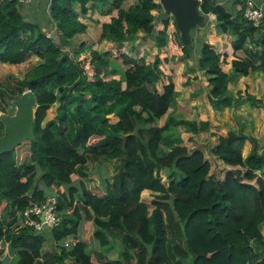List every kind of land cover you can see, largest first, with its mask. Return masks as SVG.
Segmentation results:
<instances>
[{
    "label": "trees",
    "instance_id": "1",
    "mask_svg": "<svg viewBox=\"0 0 264 264\" xmlns=\"http://www.w3.org/2000/svg\"><path fill=\"white\" fill-rule=\"evenodd\" d=\"M122 1L49 0L44 27L36 11L24 9L31 0H0V65L40 59L16 88L2 91L3 100H16L28 89L35 95L37 142L27 140L16 146V153L0 154V264H264V149L258 150L257 139L244 132V125L228 130L210 148L223 167L218 176L210 172L204 152L188 148L174 130L216 136L209 121L168 112L178 90L166 75V64L193 57V31L186 44L159 1L135 0L126 9L120 7ZM91 5L107 6L101 12L110 15L99 41L120 51L125 42L149 39L158 51L171 50L170 57L155 54L149 60L147 54L123 48L116 59L110 50L75 47L74 36L88 32L79 16ZM199 8L213 16L219 33L231 37L233 54L228 63L207 30L199 32L195 67L206 77L209 104L221 111L244 99L262 107L263 101L248 92L236 91L235 96L229 83L264 72L263 19L254 26L243 16V7L233 15L215 0H200ZM50 27L57 39L48 35ZM68 47L71 52L64 51ZM117 61L121 79L114 78ZM189 83L187 79L185 85ZM55 104L54 117L43 124ZM11 111L0 106L2 114ZM0 127L1 137V119ZM246 141L251 150L243 155ZM90 160L116 164L112 179H103V189L86 181ZM143 191L153 194L150 202L142 199ZM49 196L57 201V223L41 230L25 225L23 211ZM68 237L75 240L69 246ZM91 240L98 249H89ZM117 240L123 250L110 259L102 250ZM6 243L9 261L2 256Z\"/></svg>",
    "mask_w": 264,
    "mask_h": 264
},
{
    "label": "rangeland",
    "instance_id": "2",
    "mask_svg": "<svg viewBox=\"0 0 264 264\" xmlns=\"http://www.w3.org/2000/svg\"><path fill=\"white\" fill-rule=\"evenodd\" d=\"M135 0H123L120 3V7H122L123 9H126L129 5H131L132 3H134ZM158 1V0H156ZM26 2H28V0H26ZM44 6L40 5L41 9H35L36 11V15H37V19L38 21H41L40 23L45 27V23L43 22L42 17L45 18V15L47 13V9H48V5H49V0H44ZM31 12V10H30ZM114 15H116V11L113 12ZM97 16V15H95ZM205 25L203 27H198L196 29L193 30L194 33V42H193V47L194 49L198 50L199 49V41L196 39L199 35L204 33L205 30H207V28L210 25L214 26V20H212L210 18L209 15H205ZM82 16H79V19ZM86 18L85 16L82 17V19ZM87 23H93V18L92 16H87ZM110 19V18H109ZM81 21V20H80ZM106 23V22H94V24L90 25V28H88V32L86 33H82V34H78L76 36H74V40L76 46L75 47H79L80 45L83 46H91L94 49H96L98 52L101 51H105V50H110L113 56H117L116 59H118V55L121 52V48L120 51H118L116 49V45L112 44L111 42H107L105 40H101L99 41L98 37L101 33L102 30V24ZM263 23H264V19H263ZM86 25V24H85ZM156 26H158L156 24ZM199 31V32H198ZM48 35L54 37L55 39H57V36L55 35L56 32L54 31L53 27H50L49 30H47ZM74 47V46H72ZM151 49V47H150ZM64 51H68L71 52V47L68 48H64ZM128 51V49H127ZM126 51V52H127ZM88 53L83 54L82 56H88ZM227 55V54H226ZM228 56V55H227ZM40 62V59L36 56H31L28 60V62L26 63H22L20 65H8V64H2L0 65V106L1 107H5L6 109H10L13 108V111H11L9 114H13L15 111V106H14V98H7L5 97L3 100L2 99V91H6L7 89H14L17 87V80H21L24 78L25 73L32 68L34 65L38 64ZM178 64V62L176 63V65ZM114 67H118L117 68V74L114 76V78L116 79H121V62L117 61L116 65L114 63L113 65ZM173 64L171 63L170 65L166 64V75L167 76H171L174 80L176 89L178 90V99L177 102L175 103L174 107L169 110L170 114H176L179 116H185L188 119L189 118H196V120H198V115H206L207 118L210 121H213V118L219 116L221 118V120L216 119L218 122H216V125H213V123L210 124V132L214 131L216 133V135H218L219 131H221L222 129L225 130H239V127L244 125V132L248 133L249 135L255 137L257 139V145L259 148V151L264 149V105L262 107H259V110H255V108L253 106H251L250 104L244 103V107L241 108H237L232 110H228V112L224 111V114H218L217 111L214 110V115L212 116L211 112L209 111V106L206 109V112L203 108L201 107H196L191 109H188L189 107L188 102L185 104V102L181 99L185 94H189L191 95V92L197 89L198 85L204 86L206 84V78H200L197 82V80L195 81V78L192 79L191 84L188 85L185 89V91H183V87L184 85H181V80H182V73H178L177 70L173 69ZM264 75V72L261 73ZM199 75V74H198ZM181 76V79H178L177 77ZM197 77V76H195ZM162 81V80H161ZM162 82H166V78H164V80ZM161 84H158V89L161 90ZM234 92H236L238 89V91H244L243 88H238L237 86L233 88ZM247 90V89H246ZM8 91V90H7ZM202 92V90L200 89L198 91V93ZM257 92V91H256ZM235 96L236 94L233 93ZM191 97V96H189ZM188 97V98H189ZM207 99V97H206ZM263 99V103H264V96H262ZM261 99V100H262ZM180 100V102H178ZM208 101V99H207ZM239 105V104H238ZM237 105V106H238ZM57 104L53 105L46 114V117L43 121V124H45V122H47L48 120L52 119L55 115V109H56ZM196 110H200V112H198L197 114L195 113ZM204 111V112H203ZM219 111V112H221ZM191 114V115H190ZM169 115V114H168ZM165 117V116H164ZM113 118V117H111ZM110 120H115V118L110 119ZM165 120V119H163ZM1 128V127H0ZM176 132H179L181 134V136L183 137L184 140V144L187 145L190 149H195L196 147L200 148L204 154L205 157L207 159H209V161L211 162V170L210 172L216 176L219 175V171L220 169L223 167V164H218V162L216 161V158H214L211 154H210V147L211 145V137L210 135H207L206 137L203 136H199L198 135L195 136V140H193V142H190L187 138V135L184 131L183 127H176V129H174ZM224 130V131H225ZM2 131H5V126L4 129L2 128ZM204 135L207 133V131L203 130L201 131ZM225 133H223L224 135ZM211 145V146H210ZM24 150H28V145L23 146ZM251 150V144L249 141H246L244 146H243V155L246 154V152L248 153V151ZM14 152H17V149L14 150ZM23 151H21L20 149L18 150V154L22 153ZM247 155V154H246ZM87 171H88V175L89 178L86 179V181L88 182V184L92 187H97L100 189L104 188V184H103V179H108L111 180L112 176L114 175L115 171H116V164L114 161H109V160H103L101 163H99L98 161H93L90 160L88 162L87 165ZM72 179L76 182L77 176L73 175ZM152 195L149 191H143L142 193V199L150 202V200L152 199ZM0 211H1V207H0ZM261 232L262 235L264 236V223L261 226ZM123 243L120 242L119 240L114 241V243H111L110 246H106V248H104L102 251L105 252L107 254V256L109 257H114L116 256V254H119L121 252V250H123ZM116 248V249H115ZM118 251V253H117ZM8 252V248L7 245H4L3 247V253L2 256L4 257V255H6ZM132 252L134 253V251L132 250ZM131 263H134V260H131Z\"/></svg>",
    "mask_w": 264,
    "mask_h": 264
},
{
    "label": "crops",
    "instance_id": "3",
    "mask_svg": "<svg viewBox=\"0 0 264 264\" xmlns=\"http://www.w3.org/2000/svg\"><path fill=\"white\" fill-rule=\"evenodd\" d=\"M43 1L44 0H31V2L29 4L24 5V9H27V12H28V10H31V12H33V11H35V9H41L40 5L44 6V2ZM253 1L261 8V10L263 12V19H264V0H253ZM215 2L220 4V5H222L226 10L231 12L233 15H236V12L239 11L241 9V7L244 6L245 0H215ZM105 7H107V6L103 5L101 7V9L104 10ZM101 9H100V6H98L96 8H93L92 5H91L89 11L85 15L86 18H84V19H82V17L80 18L81 22L86 24L87 28H90V25L94 24V22H109L110 21V19H109L110 15L101 12ZM95 15H97V16H95ZM87 16H92L93 23H90V24L87 23V21H88ZM209 16L213 20V16L211 14ZM206 32H208L209 40L215 46L216 50L219 51V52L226 53L228 55V56L226 55V61L229 63L230 60L233 58L232 49H231V45H230V42H229L231 37L229 35L227 36V35H225L223 33H219L217 31V29L215 28V26H213V25H210L207 28ZM197 36H198V34H197ZM132 45H134V48L136 50H134V51L131 50ZM150 47H151V49H150ZM123 48H124L125 51H127V49H128L129 54H139V55L147 54L149 60H152L153 56L155 54H160V55H163L164 57H167V58H169L170 55H171V50H167L166 52L158 51V49L155 46H153V43L149 39L146 40L144 44H139L138 40L134 41L133 43L125 42V45L121 46V49H123ZM193 50H194L193 51V57H191L190 59L179 60V61H171V60L167 61L168 65H170L171 63L173 64V66H174L173 69L177 70L178 73H181V72L184 71L182 73V75H181L183 77L182 80H181V85H184V87L182 89L183 91H185L186 87L191 84V81H192L193 78H195V81L197 80V82H199L198 80L200 78H202V77L206 78L202 74L203 72L195 67V63H196V60H197L199 52H198V50H196L194 48H193ZM177 62H178V64L176 65ZM228 63L225 65L226 66V71H229L230 64H228ZM261 73H263V72L254 71V72H251L247 76L236 77V78L233 79L232 82L229 83V88L231 90H233V93H236V92H234L233 88L237 86L240 89L243 88L244 92H248V93H250L252 95H255L257 98L262 99V96H264V75L261 74ZM181 76H178L177 78L181 79ZM195 76H197V77H195ZM187 79H190V83L185 85V83L187 82ZM200 89L202 90V92L197 93V95H192V92H193L192 91L191 95H189L187 93L185 95H182L183 97L181 99L185 102V104L188 102V105H187L189 107L188 109H191V110L193 108H196V107H201L206 112V109L209 106V111L211 112L212 116H215L214 115L215 114L214 113L215 109H213L211 107V105L209 104V102L206 99V97H207L206 93H207V90H208L207 82L205 84V87L201 86V85H198L196 90L199 91ZM189 96H191V97H189ZM177 99H178V97H176V102H177ZM262 101H263V99H262ZM178 102H180V100ZM244 103L249 104V102L247 100L243 99V100L238 102L239 105L237 104L238 106L236 108H234V109H237L238 107L242 109L244 107ZM254 108H255V110H259V107H254ZM171 109L172 108H169V110H171ZM234 109L225 108V110L224 109L223 110L228 112V110H232L233 111ZM169 110H168V112H170ZM224 111H221V112L217 111V112H218V114H224L223 113ZM198 112H200V110H196L195 113L197 114ZM165 118H166V116L162 117L158 121V124L162 125V123L165 121L163 119H165ZM185 118H187V117H185ZM189 119H195L196 120V118H194V117L189 118ZM216 119L221 120V118L219 116H217L216 118L214 117L213 121H210L207 118L206 115H198V120L197 121H199V120H208L210 124L213 123V125H216V122H218ZM224 130L225 129L221 128V131H219L218 135H222L223 133L228 131V130H225V131ZM201 131H203V130H201ZM201 131H199L197 134H191V133L185 132L186 135H187L186 139H188V140L189 139H194L196 135H198V138H199V136H201V137L205 136L206 137L207 135H210V137H211L210 142H211V145H212V146L210 145L211 146L210 148H212L216 144V137L218 135L214 136L213 134L209 133L208 131L204 135ZM190 142H192V141H190ZM196 148H198V147H196ZM258 150H259V148H258ZM246 154H248V153L246 152ZM216 161L218 162V164H223L217 158H216ZM59 188H60L61 191H63V189H64L62 187H59ZM49 194L51 195V193H49ZM79 235H80V233H79ZM74 241L75 240L72 237H68L65 240L66 245H68V246L72 245V243H74ZM112 243H114V242H112ZM5 245H7V248H8V244L6 243ZM110 245H111V243H110ZM89 249H98L97 243L95 241L91 240V243L89 245ZM117 253H118V251H117ZM107 257H109V256H107ZM117 257H118V254H116V256H114V257H109V258L110 259H115ZM3 258L7 259L8 261L11 259L9 248H8L7 254L4 255Z\"/></svg>",
    "mask_w": 264,
    "mask_h": 264
},
{
    "label": "water",
    "instance_id": "4",
    "mask_svg": "<svg viewBox=\"0 0 264 264\" xmlns=\"http://www.w3.org/2000/svg\"><path fill=\"white\" fill-rule=\"evenodd\" d=\"M164 12L173 17L181 39L191 43V31L205 25V14L201 13L200 0H158ZM36 98L31 90H25L14 100L13 114H2L5 134L0 137V154L13 151L24 141L37 142L33 124ZM43 220V217L40 218ZM46 227V224L43 225Z\"/></svg>",
    "mask_w": 264,
    "mask_h": 264
},
{
    "label": "built area",
    "instance_id": "5",
    "mask_svg": "<svg viewBox=\"0 0 264 264\" xmlns=\"http://www.w3.org/2000/svg\"><path fill=\"white\" fill-rule=\"evenodd\" d=\"M26 2V0H20ZM29 1V0H28ZM243 16L254 26H259L263 19L261 8L253 0H245L243 6ZM56 198L49 196L42 203L33 204L23 211L21 220L27 226H32L36 230H41L43 225L53 226L57 223ZM41 216L43 220H41Z\"/></svg>",
    "mask_w": 264,
    "mask_h": 264
}]
</instances>
